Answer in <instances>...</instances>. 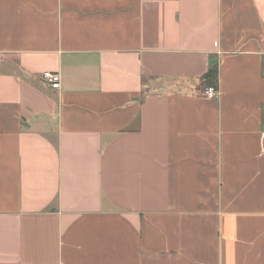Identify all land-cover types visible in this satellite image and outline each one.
Instances as JSON below:
<instances>
[{
	"label": "crops",
	"instance_id": "0c3cea01",
	"mask_svg": "<svg viewBox=\"0 0 264 264\" xmlns=\"http://www.w3.org/2000/svg\"><path fill=\"white\" fill-rule=\"evenodd\" d=\"M0 264H264V0H0Z\"/></svg>",
	"mask_w": 264,
	"mask_h": 264
},
{
	"label": "built area",
	"instance_id": "2783aa9c",
	"mask_svg": "<svg viewBox=\"0 0 264 264\" xmlns=\"http://www.w3.org/2000/svg\"><path fill=\"white\" fill-rule=\"evenodd\" d=\"M43 78L48 86L52 89H59L60 87V76L58 73H45ZM204 96L208 99H213L218 96V91L215 87L210 86L204 92Z\"/></svg>",
	"mask_w": 264,
	"mask_h": 264
},
{
	"label": "trees",
	"instance_id": "16d2710c",
	"mask_svg": "<svg viewBox=\"0 0 264 264\" xmlns=\"http://www.w3.org/2000/svg\"><path fill=\"white\" fill-rule=\"evenodd\" d=\"M207 84L209 86H213L217 83V68L213 66L209 69V71L204 76Z\"/></svg>",
	"mask_w": 264,
	"mask_h": 264
}]
</instances>
